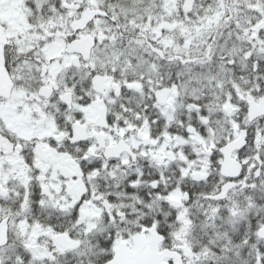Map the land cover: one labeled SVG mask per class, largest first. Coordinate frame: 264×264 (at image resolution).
<instances>
[{
	"label": "snow or ice",
	"instance_id": "6c2138e0",
	"mask_svg": "<svg viewBox=\"0 0 264 264\" xmlns=\"http://www.w3.org/2000/svg\"><path fill=\"white\" fill-rule=\"evenodd\" d=\"M0 264H264V0H0Z\"/></svg>",
	"mask_w": 264,
	"mask_h": 264
}]
</instances>
